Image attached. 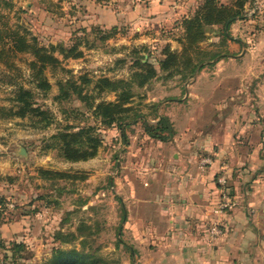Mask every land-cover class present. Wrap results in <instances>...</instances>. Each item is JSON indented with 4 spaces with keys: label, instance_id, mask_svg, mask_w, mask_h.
I'll list each match as a JSON object with an SVG mask.
<instances>
[{
    "label": "rangeland",
    "instance_id": "1",
    "mask_svg": "<svg viewBox=\"0 0 264 264\" xmlns=\"http://www.w3.org/2000/svg\"><path fill=\"white\" fill-rule=\"evenodd\" d=\"M8 1L12 6L3 8L8 28L29 34L30 42L36 38L39 47L50 51L61 65L45 70L52 89L43 92L38 90L36 71L31 68L35 61L32 53L9 59L13 68L0 62V263L50 264L56 251L77 250L89 256L90 262L99 260L98 264H139L132 252L135 245L126 232V197L119 193L117 183L134 163L129 160L132 146L126 148L119 125L108 127L95 114L101 102L117 101L116 94L108 92L99 97L94 88L102 78L130 81L137 71V61H149L158 69V76L143 88L135 83L134 111L124 122L141 115L150 121L155 119L164 110L167 89L184 81L182 75L169 78V73L160 70L163 51L166 47L183 51L184 21L204 0H198L188 17L182 16L169 31L159 24L138 28L136 24L106 27L99 23V10L111 15L115 7L127 5L128 0ZM232 1L220 0L226 5ZM256 12L245 10L247 21L236 25L233 33L231 27L234 41L211 32L200 45V58L222 59L230 55L226 50L230 43L239 45V41L251 47L264 46V20ZM103 36L109 38L103 40ZM79 42L83 57L64 59L61 48L69 49ZM83 77L93 83L86 85ZM68 83H75L90 99L80 98ZM20 89L33 93V108L40 109L44 116L30 112L21 118L10 113L19 111L15 99ZM64 93L69 94L67 99L62 98ZM138 123L136 127L141 128V118ZM69 128L76 132L95 129L103 139L95 159L71 163L50 148L56 143L53 138ZM40 170L68 173L78 179L43 177Z\"/></svg>",
    "mask_w": 264,
    "mask_h": 264
},
{
    "label": "crops",
    "instance_id": "2",
    "mask_svg": "<svg viewBox=\"0 0 264 264\" xmlns=\"http://www.w3.org/2000/svg\"><path fill=\"white\" fill-rule=\"evenodd\" d=\"M196 3L128 0L111 15L99 10L98 21L169 31ZM250 10L264 20V0L247 5ZM239 42L226 48L230 55L167 89L155 119L141 117V128L128 127L137 132L122 131L134 163L117 183L139 264H264V46ZM163 117L175 132L167 142L152 139L143 123L157 125ZM224 171L238 205L219 212ZM216 225L222 234L213 239Z\"/></svg>",
    "mask_w": 264,
    "mask_h": 264
},
{
    "label": "trees",
    "instance_id": "3",
    "mask_svg": "<svg viewBox=\"0 0 264 264\" xmlns=\"http://www.w3.org/2000/svg\"><path fill=\"white\" fill-rule=\"evenodd\" d=\"M256 0H233L231 4H223L220 0H204L202 5L198 7L195 14L184 21V37L183 51L176 52L171 47H166L163 51L164 59L160 62V70L169 73V78L177 75H182L184 81H189L194 78L199 70L206 64L213 62L217 57H212L210 60L200 58L202 50L200 45L209 39L212 33L215 36L223 37L225 40L230 39V29L238 20L245 17L246 6L254 3ZM12 4L8 0H0V62L9 64V59L17 57L21 53H32L35 61L31 63V68L36 71L35 77L38 90L48 92L52 89L49 79L45 76V70L52 66L54 68L61 65L60 60L46 48H40L36 38L32 41L28 40V35H22L19 31L9 29L6 23L7 17L3 14V8L11 7ZM6 25V26H5ZM7 28V29H5ZM220 29V30H215ZM115 30V29H114ZM104 35L106 32L100 30ZM109 37L103 36V40ZM80 43V42H79ZM76 44L71 48H61V54L64 59H79L83 57V52L79 51L80 44ZM54 50V48H53ZM193 54L197 55L195 58ZM8 60V61H7ZM217 60V59H216ZM137 71L134 72L130 81L120 80L114 81L109 78L100 79L94 88L101 97L105 93H115L117 101L101 102L97 105L95 114L101 118L103 124L108 127L119 125L122 131L137 123L138 119L143 117L138 116L132 119V122H124L125 117L131 114L134 109L131 106L135 97L134 87L138 83V87L143 88L148 85L153 79L158 76V69L149 61L141 60L136 63ZM15 69V68H14ZM84 83L90 85L93 83L87 77H83ZM68 86L75 91L83 100L90 99L91 96L83 95V90L75 83H68ZM69 94L64 93L62 98L67 99ZM33 93L20 89L18 97L15 99L18 104L19 111L10 113L21 118L27 117L28 113H36L44 116L40 109L33 108ZM61 98V99H62ZM3 109H0V112ZM11 115V116H12ZM46 115V114H45ZM1 116V115H0ZM146 133L155 140L161 142L169 141L175 134L174 128L170 120L163 117L157 125H150L143 119ZM68 130H70L68 132ZM67 132H62L56 135L53 140L56 143L50 148L60 152L61 157L67 162L80 163L88 162L95 159L100 149L103 146V139L95 133L94 128L81 129L74 131L69 128ZM43 177H60L78 179L76 176H70L68 173L53 172L49 170H40ZM85 179V178H84ZM126 219V217H125ZM89 256H84L77 250L73 251H56L54 258L50 264H98L99 260L90 262ZM89 261V263L87 262ZM1 264V263H0Z\"/></svg>",
    "mask_w": 264,
    "mask_h": 264
},
{
    "label": "built area",
    "instance_id": "4",
    "mask_svg": "<svg viewBox=\"0 0 264 264\" xmlns=\"http://www.w3.org/2000/svg\"><path fill=\"white\" fill-rule=\"evenodd\" d=\"M210 161L206 160L205 164H209ZM220 185L222 186V199L219 204L218 211L219 212H226L230 210H234L237 207V201L232 198L229 193L227 192V175L226 172H223V175L220 177L219 180ZM222 234L221 229L216 225L210 230V235L213 239L217 238Z\"/></svg>",
    "mask_w": 264,
    "mask_h": 264
}]
</instances>
